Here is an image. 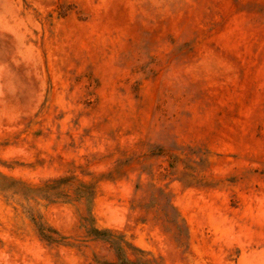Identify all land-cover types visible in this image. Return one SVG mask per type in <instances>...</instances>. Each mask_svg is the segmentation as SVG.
Listing matches in <instances>:
<instances>
[{"label": "rangeland", "instance_id": "374dc122", "mask_svg": "<svg viewBox=\"0 0 264 264\" xmlns=\"http://www.w3.org/2000/svg\"><path fill=\"white\" fill-rule=\"evenodd\" d=\"M0 264H264V0H0Z\"/></svg>", "mask_w": 264, "mask_h": 264}]
</instances>
